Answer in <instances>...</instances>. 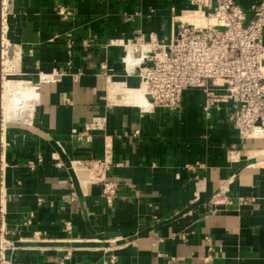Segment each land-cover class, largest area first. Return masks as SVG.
I'll return each mask as SVG.
<instances>
[{
    "label": "crops",
    "instance_id": "crops-1",
    "mask_svg": "<svg viewBox=\"0 0 264 264\" xmlns=\"http://www.w3.org/2000/svg\"><path fill=\"white\" fill-rule=\"evenodd\" d=\"M258 1L236 0L243 9ZM60 6L72 15L57 14ZM196 8L189 0H1V90L7 83L29 101L27 115L18 105L9 120L1 106V264H103L111 253L112 264H264V140H240L225 102L205 117L198 87L175 110L108 99L109 81L139 82L125 74L117 43L139 34L168 41L173 15ZM16 69L19 81L4 78ZM54 70L65 71L61 81L34 96L28 82ZM98 116L105 128L86 141L84 126ZM106 144L108 176L119 185L112 206L84 167ZM218 194L229 201L215 203Z\"/></svg>",
    "mask_w": 264,
    "mask_h": 264
},
{
    "label": "built area",
    "instance_id": "built-area-1",
    "mask_svg": "<svg viewBox=\"0 0 264 264\" xmlns=\"http://www.w3.org/2000/svg\"><path fill=\"white\" fill-rule=\"evenodd\" d=\"M189 1L197 8L173 15L178 27L168 41H160L152 34L147 38L139 34L134 40L115 42L122 46L123 53L131 47L130 57L122 54L121 63L126 75L138 77L136 87L143 89L149 101L147 106L140 108L141 111L148 112L155 107L175 110L181 105L183 92L190 87H198L205 94V117H210L212 107L218 108L225 102L229 106L228 120L238 130L240 140H264V0L248 9H243L236 0ZM186 12L198 13L203 24L189 21ZM57 14L67 18L72 11L60 6ZM103 68L107 67L103 65ZM64 72L40 71L38 81L28 83L33 85L38 95L40 84L58 83ZM106 72H109L105 73L109 81L112 79L111 69H106ZM80 74V71L75 72L72 77L76 80ZM118 82L128 86L123 81ZM105 125V116L94 117L84 126L82 134L85 140L90 141L92 132L103 130ZM32 164L30 162V166ZM112 164L111 144L105 145L102 156L84 163L90 180L100 185L107 206H112L119 188L117 181L108 176ZM116 165L122 166V163ZM228 201L223 195L214 197L217 204ZM65 230H70L68 222ZM0 252L1 264L2 247ZM69 256L67 252L63 258L68 259ZM116 259L117 256L111 253L103 264H112ZM211 259L212 256L207 254L202 261L207 263ZM59 264H63V260Z\"/></svg>",
    "mask_w": 264,
    "mask_h": 264
},
{
    "label": "bare ground",
    "instance_id": "bare-ground-1",
    "mask_svg": "<svg viewBox=\"0 0 264 264\" xmlns=\"http://www.w3.org/2000/svg\"><path fill=\"white\" fill-rule=\"evenodd\" d=\"M186 18L189 19V21H191L197 25L203 24V18L198 13L192 14V12H186ZM0 22H1V12H0ZM0 27H1V23H0ZM0 33H1V30H0ZM0 44H1V38H0ZM0 54H1V52H0ZM130 54H131V47H127V51L123 53V57L128 58V57H130ZM1 63H3V61ZM1 78H2V76H1ZM114 84H115L116 90L114 92L113 97H109V91H110L109 86L114 85ZM31 86H32L33 95L35 96L36 90H34L33 85H31ZM135 89H137V90H135ZM107 93H108V99L112 103H115L117 105L131 106V107L137 108L139 110H141L140 108L147 106L148 102H149L147 100V98L145 97L142 88L133 87V86H124L123 84H121L117 81H109L108 86H107ZM116 94H120L121 97L118 98L116 96ZM123 98L125 99L124 103L122 102ZM7 99H12V101H13L12 105L8 104L10 102ZM1 100H2V103H1ZM17 100L18 99H17V97H15V89L13 86L8 85L7 83H3L2 84V90H1V85H0V114H1V106H2L5 119H7V120L10 119L11 112H13L15 114L16 107L18 108V105H16L18 103V102H16ZM0 123H1V115H0ZM0 127H1V125H0ZM0 135H1V129H0ZM2 199L3 198L1 195V209L3 210V200Z\"/></svg>",
    "mask_w": 264,
    "mask_h": 264
},
{
    "label": "rangeland",
    "instance_id": "rangeland-1",
    "mask_svg": "<svg viewBox=\"0 0 264 264\" xmlns=\"http://www.w3.org/2000/svg\"><path fill=\"white\" fill-rule=\"evenodd\" d=\"M6 58V57H5ZM18 70L16 69L15 70V72H11L10 73V71H9V73L10 74H4V78L6 79V80H12V81H19V79H21V77L19 76V75H17L16 74V72H17ZM117 97L119 98V96L117 95ZM10 103H8L9 105H12V103H13V101H12V99H7ZM16 102H18L16 105H19V109L18 110H22V112H23V110H25V115H27L29 112H28V110H26L27 109V106H28V100L27 99H18ZM111 102V101H110ZM112 103V102H111Z\"/></svg>",
    "mask_w": 264,
    "mask_h": 264
},
{
    "label": "water",
    "instance_id": "water-1",
    "mask_svg": "<svg viewBox=\"0 0 264 264\" xmlns=\"http://www.w3.org/2000/svg\"><path fill=\"white\" fill-rule=\"evenodd\" d=\"M0 4H1V0H0ZM0 12H1V5H0ZM1 23V22H0ZM1 30V27H0ZM0 38H1V33H0ZM0 52H1V44H0ZM0 85H1V54H0ZM1 115V114H0ZM1 125V123H0ZM1 129V127H0ZM0 157H1V144H0ZM1 159V158H0ZM1 163V162H0ZM1 182V180H0ZM0 238H1V223H0ZM1 253V252H0Z\"/></svg>",
    "mask_w": 264,
    "mask_h": 264
}]
</instances>
